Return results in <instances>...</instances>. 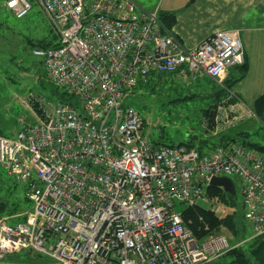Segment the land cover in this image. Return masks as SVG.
<instances>
[{
  "label": "built area",
  "instance_id": "built-area-1",
  "mask_svg": "<svg viewBox=\"0 0 264 264\" xmlns=\"http://www.w3.org/2000/svg\"><path fill=\"white\" fill-rule=\"evenodd\" d=\"M35 4L59 45L34 48V55L78 108L57 101L37 121L21 118L16 135L0 134V164L25 183L32 204L24 221L0 218V264L23 251L49 264L211 263L237 245L225 234L198 238L175 208L177 200L189 207L207 201L219 176L240 182L252 238L264 234V154L239 142L203 152L185 143L157 146L127 102L157 75L204 73L228 92L213 132L240 120L226 103L242 99L225 83L246 61L240 30L189 48L157 10L134 0L4 2L18 18Z\"/></svg>",
  "mask_w": 264,
  "mask_h": 264
},
{
  "label": "rangeland",
  "instance_id": "rangeland-1",
  "mask_svg": "<svg viewBox=\"0 0 264 264\" xmlns=\"http://www.w3.org/2000/svg\"><path fill=\"white\" fill-rule=\"evenodd\" d=\"M141 8L150 12L157 10L160 16L163 12H170L166 8L170 6L177 7L180 0H134ZM5 0H0V126L3 127L8 136H14L18 133L21 126V118L27 122L37 121L40 115L31 104V99L35 98L40 102L42 108L55 106L57 98L51 92V84L45 79V65L41 57L34 55L35 43L41 39L59 41L51 32L47 18L35 4L34 8L23 18H18L6 6ZM162 2V7H159ZM247 49V47H246ZM254 61L248 64V70L243 73L241 67H233L228 82L230 91L238 97L244 98L246 113L242 114L240 120H233V124L227 127L225 135L238 136L237 140L243 142H257L264 145V116L258 118L254 113L252 106L253 101L262 93L264 83V52L257 53L251 49ZM256 58V59H255ZM170 78V75H165ZM180 86L189 83L185 77L181 81H176ZM170 81L161 82L158 85V93L153 96L145 91H138V95L130 96L127 102L132 104L143 115L146 120V133L150 140L156 144H179L187 140L190 135H198L207 139L209 146L216 140L210 134L215 129L207 128L206 119H203V109L208 107V99L193 97V99H183L184 96L196 92L194 88L182 90L181 87ZM184 83V84H181ZM174 85V86H173ZM178 87L179 91L173 88ZM219 87V85H218ZM264 88V87H263ZM186 89V86H185ZM199 91V90H198ZM203 93L202 91H199ZM197 93V92H196ZM252 109V110H251ZM204 120V121H203ZM230 124V123H229ZM228 126V125H223ZM220 128L218 132L222 130ZM241 132H247L248 136H239ZM219 137V136H218ZM199 145V142L196 144ZM206 148V147H205ZM0 200L11 202L18 201L22 208H28L29 203L25 199V183L10 177L4 166L0 164ZM235 181L237 190L236 204H230L218 199V197L207 201L199 198L197 203L204 209L213 210L219 217L238 213L243 216L244 207L242 201V190L240 182L232 177ZM207 196V193H206ZM176 211L182 213L188 208V204L176 201ZM32 207V205H31ZM27 212V209L25 210ZM6 216V215H4ZM8 216V215H7ZM239 233L235 237L227 230L223 229L219 234H225L230 241L235 239L239 244L245 246L246 240L251 237L252 230L249 224L244 221L239 226ZM233 245V244H232ZM16 253L14 261L24 264H48L49 259L41 256L24 257L22 253ZM21 258V259H20ZM218 259V258H217ZM228 257L218 259L214 264H224Z\"/></svg>",
  "mask_w": 264,
  "mask_h": 264
},
{
  "label": "trees",
  "instance_id": "trees-1",
  "mask_svg": "<svg viewBox=\"0 0 264 264\" xmlns=\"http://www.w3.org/2000/svg\"><path fill=\"white\" fill-rule=\"evenodd\" d=\"M159 18L166 25H168V27H172L176 21L175 14L170 13V12L161 13ZM51 32L54 34L53 30H51ZM54 36L56 37L55 34ZM58 45H59V42L58 41L55 42L53 39L51 40L41 39L37 43H35L36 48H41V47L42 48H53V47H57ZM239 67H241V70L243 73H246V71L248 70V63H246L245 61V64ZM45 72H46L45 79L47 80L48 83L51 84V92L54 96H56L57 100L64 102V103L67 102L69 104L75 105L78 108V101L76 100V98L67 94V92L59 88L55 83H52L49 73L46 71V69H45ZM170 76H171L170 78H166L165 75L160 74V75H157L155 78L150 79L146 83H140L134 89V94L138 95V91L143 90L145 91V93L148 91L149 94L155 96L158 93V85H160L161 82L170 81L172 84L176 82V79L174 78V76L172 74H170ZM227 80L226 82H228ZM175 84L180 86L179 83H175ZM181 84H184V83H181ZM185 86H186V89H185ZM185 86H182V87L180 86V87L182 90L190 91L192 89V88H189L187 85ZM227 87H228V83H227ZM173 89L175 91H179V88L177 86L174 87ZM196 92L191 93V95L184 96L183 99L184 98L193 99V97L204 99V97L208 96V95L205 96L206 94L203 95L199 91L197 93ZM227 96H228V92L224 88L219 87L218 91H216V93L213 95L214 100L209 102L208 107L202 110L204 111L203 116L206 117V122H207V128H204L205 133L209 131L208 129H211V128L215 129V124H216L215 119L218 114L217 107L223 100L227 99ZM233 103H236V99L234 98L228 100V102L226 103V106L229 107ZM31 104L35 108V110L40 115H42L43 108L40 105V102L37 101L35 98H32ZM252 109L258 118L260 119L263 118L264 116V90L262 94L259 95L254 101ZM0 134L4 136H8L4 128L3 127L1 128V126H0ZM189 135L190 137L187 140L183 141L181 144L185 143L189 146L195 147L196 144H194V140L197 138L201 140V143L209 145V142L207 139L205 140L202 137H199L198 135H193V134H189ZM241 135L243 137H246V135L248 136V133L241 132L239 136ZM237 137L238 136H228V135H225V133H222L219 136L218 141L216 143H212L211 144L212 146L209 148L214 149L218 147L219 145L225 146L229 142H239L237 140ZM239 143L245 144L246 146L250 148H255L261 154H264V145L260 143L247 142L246 140H244L243 142H239ZM162 144H166V143H162ZM197 147L199 148L200 151L203 150V146L202 147L197 146ZM1 179L2 177L0 174V182H1ZM207 196L211 198L218 197L219 201L222 200L227 203H230L231 205L236 204L235 200H236L237 194L230 195L229 193L222 190L221 188L219 189V188H214V187H208ZM25 199L29 203V207L25 209L22 208L21 207L22 205L16 200H12L11 202H8V201L1 199L0 200V218H2L4 215L6 216L8 215L9 217L16 216L17 218H15L14 220L16 222L24 221L26 218L25 210L26 209L27 211L30 210L31 205H32L30 200L27 198L26 193H25ZM243 207H244V213H245L244 202H243ZM232 213L233 214L219 217L213 210L204 209L200 205L196 207H188L183 212L185 220L186 221L191 220V223L189 224V226L193 229L195 235L198 238L199 237L205 238L210 235L219 234L221 233L223 229L229 230L233 234V236L236 237L240 231L239 230L240 224H243L245 221V214L239 217L238 213L236 212H232ZM245 242H246L245 246H242L241 244H239V241H236L234 239L233 242L231 241V243L237 246H235L234 249L223 254V256L218 259H221L223 257H228L229 260L227 259V261L224 264H264V234L257 236L256 238H252V234H251V237L248 238ZM218 259H215L211 263H207V264H214L216 261H218Z\"/></svg>",
  "mask_w": 264,
  "mask_h": 264
},
{
  "label": "crops",
  "instance_id": "crops-1",
  "mask_svg": "<svg viewBox=\"0 0 264 264\" xmlns=\"http://www.w3.org/2000/svg\"><path fill=\"white\" fill-rule=\"evenodd\" d=\"M180 1L181 2L177 7L170 6L166 9L169 10L170 13L175 14L176 21L171 28L173 32L181 37L183 43H185L187 47H196L202 42L203 39L213 35L215 32L223 31L225 29H239L240 38L243 41L244 52H246V63L250 64L251 66V62L254 61V57L252 56V53L249 51V49L255 51L256 54L264 52V0ZM162 6V2H159V7L161 8ZM231 69L227 74V79L230 77ZM173 76L176 81H179L180 78L175 75ZM187 79L189 83L185 85H187L189 88H194L197 92L198 90L202 91L203 95L206 94L205 96L208 95L207 97H204V99H208V103L214 100L213 95L219 89L216 81L204 73L189 75V78ZM262 85H264V83ZM263 87L264 86H262L261 89L262 92L264 90ZM240 98L242 99V104L240 102L233 103L231 106L234 107V110H236L237 113L241 111L242 114H245L247 112L245 108L246 103H244V98L241 96ZM203 119L205 120L206 117L203 116ZM227 127L228 126H223L221 132H218L219 129L216 132H210V134L216 138L213 143L218 141V136L229 130ZM230 127L232 128V126ZM198 142L199 145L196 146H203L202 151L211 147L201 143V140L196 138L194 140V144H197ZM3 217L7 218V221L10 223L16 222L14 220L17 218L16 216ZM19 253H23L24 257L26 258L30 256V254L25 251ZM15 254L6 256L4 259L5 264L20 263L18 261H14L15 256H17Z\"/></svg>",
  "mask_w": 264,
  "mask_h": 264
},
{
  "label": "water",
  "instance_id": "water-1",
  "mask_svg": "<svg viewBox=\"0 0 264 264\" xmlns=\"http://www.w3.org/2000/svg\"><path fill=\"white\" fill-rule=\"evenodd\" d=\"M211 186L214 188H220L230 195H236L237 190L235 186V181L232 179V177H227V176H219V177H213L211 179Z\"/></svg>",
  "mask_w": 264,
  "mask_h": 264
}]
</instances>
